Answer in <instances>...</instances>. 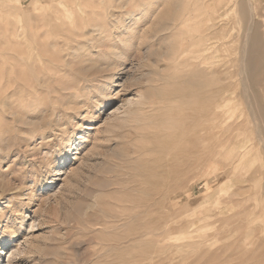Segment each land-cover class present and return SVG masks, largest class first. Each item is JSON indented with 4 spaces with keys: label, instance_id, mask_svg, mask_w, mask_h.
<instances>
[{
    "label": "rangeland",
    "instance_id": "rangeland-1",
    "mask_svg": "<svg viewBox=\"0 0 264 264\" xmlns=\"http://www.w3.org/2000/svg\"><path fill=\"white\" fill-rule=\"evenodd\" d=\"M1 43L0 264H264V0H0Z\"/></svg>",
    "mask_w": 264,
    "mask_h": 264
},
{
    "label": "bare ground",
    "instance_id": "bare-ground-1",
    "mask_svg": "<svg viewBox=\"0 0 264 264\" xmlns=\"http://www.w3.org/2000/svg\"><path fill=\"white\" fill-rule=\"evenodd\" d=\"M42 2V1H41ZM177 3V2H176ZM241 3V2H240ZM178 5V4H177ZM243 6L244 5H242V6H239L240 7V9H239V16H241V17H244L245 16V13H247V12H245L244 11V9H243ZM177 7V6H176ZM175 7V8H176ZM245 7V6H244ZM178 8V7H177ZM176 8V9H177ZM176 9H174V10H176ZM246 10V9H245ZM252 10V9H251ZM65 12L66 13H68V20L70 21V22H72V20H73V18L71 17V12H69L68 11V9H65ZM170 14V13H169ZM172 14H174V13H172ZM67 16V15H66ZM172 17H174V15H171ZM178 18V17H177ZM245 18V17H244ZM244 18L242 19V20H244ZM175 19V18H174ZM204 19V18H203ZM246 19V18H245ZM162 20H164V19H162ZM166 21V20H165ZM164 21V22H165ZM172 21H173V19H172ZM172 21H170V22H172ZM243 22V21H242ZM163 23V22H162ZM174 23V22H173ZM247 23V22H246ZM167 24V23H166ZM171 24V23H170ZM200 24V23H199ZM169 25V24H168ZM250 25V24H249ZM60 26V25H59ZM161 26V25H160ZM247 28V27H246ZM95 29H97V27L95 26ZM167 29V28H166ZM252 30V29H251ZM16 32H15V36L17 37V38H23L24 36H25V34H26V28L25 27H23V26H19L16 30H15ZM163 31V30H162ZM164 31H166V30H164ZM254 31V30H253ZM12 32V31H11ZM70 32V31H69ZM72 35V34H71ZM157 35V34H156ZM245 36V35H244ZM74 37V36H73ZM255 38V37H254ZM257 38V37H256ZM24 39V38H23ZM200 39V38H199ZM259 38H257V40L256 41H259L258 40ZM201 40V39H200ZM192 41V40H191ZM250 41V40H249ZM8 42V41H7ZM6 42V43H7ZM243 42V41H242ZM253 38H251V44L253 45ZM193 43H195V41H193L192 43H191V45H194ZM255 43H257V42H255ZM246 44V43H245ZM249 44V43H248ZM248 44H247V46H248ZM2 45V43L0 44V46ZM6 45V44H5ZM17 45H21V43H18ZM169 45V44H168ZM195 45H197V44H195ZM250 45V44H249ZM251 45V46H252ZM9 46V45H8ZM170 46V45H169ZM250 46V47H251ZM257 46V45H256ZM11 47V46H10ZM15 47V46H14ZM17 47V46H16ZM192 47V46H191ZM242 47V46H241ZM246 47V46H245ZM245 47H243V49H242V56H241V59H240V61H241V64H240V66L238 67L239 68V73L238 74H243L244 76H245V79L246 80H244L243 79V81H245L246 82V84L248 83V79H252L253 81L254 80H256V78H257V75H258V73L260 72V71H262V63H261V61H263V59L262 60H260L259 58H258V60L256 61L257 63L255 64V59H257V58H255V56H256V53H255V55H253V53H254V51H253V53L251 52V50H250V48H246L245 49ZM18 48V49H17ZM16 48V50H17V52H16V50H15V56H11V55H9L11 58H14V59H16L15 60V63H11V64H13V70H15V72H17V67H18V65H28V62L30 61V60H32L33 61V59H31L32 58V55L33 54H31V50H29V49H27V53H25V51L22 49V46H20V47H17ZM253 48V47H252ZM1 49V48H0ZM3 49V48H2ZM25 49V48H24ZM169 49V48H168ZM189 49H191V48H189ZM197 49H199V48H197ZM207 48H202L201 49V51L203 52V51H205ZM240 48H238V50H239ZM256 49V48H255ZM194 50H196V49H194ZM253 50H254V48H253ZM5 51V50H4ZM8 51H10V50H8ZM43 51H45V50H43ZM191 51H193V50H188V52H191ZM258 51V50H257ZM260 51V50H259ZM14 52V51H13ZM187 52V53H188ZM206 52V51H205ZM205 52L203 53V54H205ZM241 52V51H240ZM256 52V51H255ZM262 52V51H261ZM261 52L259 53V55H261ZM38 53V52H37ZM36 53V54H37ZM4 54V53H3ZM7 54V53H6ZM13 54V53H12ZM26 54V55H25ZM47 54V53H46ZM166 55V54H165ZM198 55V54H197ZM37 56L38 57H40L41 55H40V52L37 54ZM1 57V56H0ZM37 57V58H38ZM52 57V56H51ZM211 57V56H210ZM215 57V56H214ZM257 57V56H256ZM259 57V56H258ZM200 58H201V56H200ZM240 58V57H239ZM260 58H261V56H260ZM39 59V61H41L42 59L41 58H38ZM44 60V59H43ZM200 60V59H199ZM8 61H12L11 59L10 60H8ZM36 61V60H35ZM44 61H47V60H44ZM197 61V60H196ZM239 61V62H240ZM32 63V62H31ZM39 64H40V62H38ZM198 63V62H197ZM21 65V66H22ZM198 65V64H197ZM11 66V65H10ZM16 66V67H15ZM203 66V65H202ZM201 67V66H200ZM198 68V67H197ZM21 69V68H20ZM22 71H20V73H21ZM39 73V72H38ZM212 73V72H211ZM243 77V76H242ZM255 78V79H254ZM240 79V78H239ZM0 80H1V78H0ZM40 80H42L41 81V84L40 85H42V86H45V81H44V79H40ZM232 80V79H231ZM252 80H251V82H252ZM10 82V79L8 78V79H6V83L8 84ZM40 82V81H39ZM5 83V84H6ZM252 83H254V82H252ZM6 84V85H7ZM47 84V83H46ZM192 85V84H191ZM195 85H197V84H195ZM203 85V84H202ZM8 86V85H7ZM18 86H21V85H18ZM17 86V87H18ZM244 86V85H243ZM249 86V85H248ZM5 87V86H4ZM22 87V86H21ZM32 87V86H31ZM247 87V86H246ZM23 88V87H22ZM21 88V89H22ZM39 88V87H38ZM38 88L37 87H32L31 89L33 90V91H37L38 90ZM188 88V87H187ZM248 88V87H247ZM15 90H12V91H10V92H8V93H6L5 95H4V97H1V95H0V105H5V106H7L8 105V103H7V101H6V99H8V97L9 96H11L15 91H16V88H14ZM18 89H19V87H18ZM40 89V88H39ZM250 89V88H249ZM208 90V89H207ZM246 90H248V89H246ZM17 91H19V90H17ZM16 91V92H17ZM243 91V90H242ZM249 91V90H248ZM251 92V91H250ZM244 93V92H243ZM252 93V92H251ZM15 94V93H14ZM248 95H249V92L247 93ZM257 94V93H256ZM252 95H254V93L252 94ZM245 96V95H244ZM242 97H243V95H242ZM194 98V97H193ZM249 98V97H248ZM252 99H254V100H258V99H255V98H253V96L251 97ZM259 98V97H258ZM250 99V98H249ZM246 100V99H245ZM226 101H228V100H226ZM231 101V100H230ZM230 101H228L229 102V104H230ZM234 101H235V99H234ZM248 101V100H247ZM228 102H223L222 104L220 103V104H218L217 106L218 107H221L222 105L224 106V105H227V103ZM231 102H233V100L231 101ZM257 102V101H256ZM259 102V101H258ZM250 103V102H249ZM254 105H256L254 102H252ZM229 104H228V106H229ZM247 104H248V102H247ZM258 104V103H257ZM249 105V104H248ZM253 107V106H252ZM229 108V107H228ZM256 108V107H255ZM224 109V108H223ZM253 109V108H252ZM258 109V108H257ZM227 110V109H226ZM261 112H264V111H262L261 109H259ZM228 111V110H227ZM251 111V110H250ZM254 111V110H253ZM255 112V111H254ZM256 112H258V110L256 111ZM260 112V113H261ZM225 113V112H224ZM259 114V113H258ZM257 114V115H258ZM261 114H263V113H261ZM227 115V114H226ZM252 116H253V114H251ZM255 115V114H254ZM258 117V116H257ZM256 117V118H257ZM259 117H260V115H259ZM258 117V118H259ZM262 117V119H259L261 122H263L262 120L264 119V116H261ZM258 118H257V120H258ZM263 124V123H262ZM257 125H259V124H257ZM258 128H260V127H258ZM203 130V129H202ZM201 132H203V131H201ZM237 132H239V130L237 131ZM241 132V131H240ZM238 133H236V135H237ZM240 136V135H239ZM220 141V140H219ZM205 175V174H204Z\"/></svg>",
    "mask_w": 264,
    "mask_h": 264
}]
</instances>
